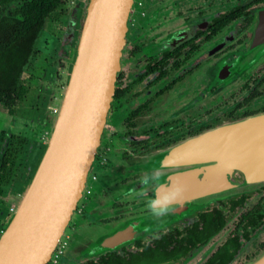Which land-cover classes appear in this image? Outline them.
Masks as SVG:
<instances>
[{
  "label": "flooded vegetation",
  "instance_id": "af4514ba",
  "mask_svg": "<svg viewBox=\"0 0 264 264\" xmlns=\"http://www.w3.org/2000/svg\"><path fill=\"white\" fill-rule=\"evenodd\" d=\"M249 1L251 0L236 2L234 5L216 12L200 26L192 27L194 31L189 39L173 47H163L156 56H149L145 59L144 71L136 77L133 74V67H127L126 70L120 67L116 86L124 89V93L114 101L119 104L120 108H123L129 100L130 94H133L138 100L135 101V108L127 116L131 122L118 133L121 137L120 146L123 153L127 152L128 157L111 156L110 145L104 147L106 157L99 163L103 172L102 177L100 179L97 174L95 180L86 185L84 198L88 201L73 211L69 241L66 242L63 252L56 253L52 264H219V260L214 257V254L229 241L234 245L237 244L238 247L235 256L226 263L232 264L241 255L245 245L250 244L256 238L259 240L261 234L264 233V180L250 183L240 181L236 185L220 191L185 199L174 207L171 215L157 221L148 213L147 204L142 206L139 204V202L147 201L151 197L152 191L147 190V196L141 195L145 189L142 188L140 180L135 177L138 175L137 168L139 169V167L145 169L142 170L143 174L153 169L155 166L153 158L146 159L140 164H130L127 161L128 159L132 161L134 152H141L140 155L144 151L149 152L148 149L153 145L155 136V138L165 136L167 132L165 127L169 123L159 124L163 128L161 131H156L155 127H149V125L140 130L138 124L142 122L138 119L144 112H155L156 104L163 110L168 109L171 102L168 96L175 91L174 86L182 82L187 84V79H189L187 75L193 72L189 69L182 75L172 78H170V73L172 70H180L185 65L191 54L199 48V44L195 41L199 39L203 41V37L196 38L189 45L181 47L179 53L174 50L192 39L195 33L204 29L214 17L231 7ZM137 4H141V2L135 3L136 11L133 15L140 19L145 15V11L140 9ZM263 9L264 1L252 4L244 14L228 22L214 37L218 36L225 28L232 26V32L235 34L243 31L249 32L250 40L245 45L248 52H255L261 47L264 49V41H256V34L261 36L263 33L262 25L259 26L260 18H264ZM193 46L194 48H192ZM234 47V45L226 47L222 56L218 55L217 59L212 62L211 68H215L217 76L215 80L222 81L226 75L229 78L235 74L230 62L225 60L227 57L231 60L236 57ZM170 51L173 52L166 56L163 66H161L159 64L160 57ZM244 51L245 49H239L237 52L241 55L245 53ZM127 54H133V49ZM188 54L189 57L186 58ZM129 57L131 56L129 55ZM262 60L252 61L251 59V64L248 62L247 70L239 77L240 81L243 80L239 90L247 93L231 109L225 111L227 121L222 120L217 124H209V121L196 123L193 128L188 127L187 131L190 130L188 133L167 140V143L178 144L188 137L222 123L264 113V103L257 102L264 98V69L261 70V73L252 75V69L256 68ZM157 62V69L150 70V67ZM160 70L164 71L165 75L158 78ZM151 75L152 77L146 84L150 95L143 98L139 89L133 91L134 84L138 85ZM190 78L194 80L195 75ZM172 89L174 90L172 91ZM193 89H198V87ZM164 99H166V108L160 107ZM169 115V111L166 114L162 113L165 120H168ZM36 118L38 117L36 116ZM190 121L189 125L194 124L197 120L191 119ZM179 128L182 127H177L175 130ZM106 164L108 166H105ZM173 167L175 168L173 172L180 170V168ZM170 174L165 175L163 181ZM95 182L96 185L92 186L91 183ZM240 184L258 185V187L230 192L223 198L217 196V194L233 189ZM185 191L187 192L186 189ZM183 198H185L184 195ZM196 200L198 203H193ZM260 244H263L264 247V239L259 241V246ZM55 250L56 247L54 252ZM171 254L175 255L174 259H164ZM176 256L178 257L175 258Z\"/></svg>",
  "mask_w": 264,
  "mask_h": 264
},
{
  "label": "rangeland",
  "instance_id": "374dc122",
  "mask_svg": "<svg viewBox=\"0 0 264 264\" xmlns=\"http://www.w3.org/2000/svg\"><path fill=\"white\" fill-rule=\"evenodd\" d=\"M88 1L89 0H65L64 4L57 11L58 16L46 20L35 43L36 51L30 57L22 74V80L29 87L30 91L26 100L21 102L18 106L17 114H20L21 116L17 115V117H11L9 116L10 114L0 106V158L8 143L9 135L13 134L28 139V143L24 146L23 150L19 152L18 156V161L27 167L26 175L22 176L20 181L15 180L12 181V183L6 182L0 185V236L14 217L33 176H31V173L33 172L34 174V171L38 167L45 150L43 149L42 151L41 145L43 148L46 147L52 133L65 94V89L71 76L74 60L76 58L78 42ZM137 1L141 2V4H137V6L140 9H143V11H146L148 5H150L151 8L159 7L161 10L160 13L165 12L167 17H169L166 19L165 16V23H174V25H171V28H167L161 33L160 38L154 36L155 34H153V36L147 35L144 38L146 44H150L151 41H153V43L159 41L163 44L161 48H165L168 46L173 47L180 42L189 39L194 31L192 27L200 26L202 23L209 20L216 12L224 10L226 7L234 5L236 2H243L245 0H134L130 10L126 41L120 61L121 68L123 67L125 70L127 67H133L134 77L144 71L145 59L149 57L148 52H142L141 50H139L141 53L135 55L137 56L136 59L129 57L130 54H127L132 49L133 53L136 54L137 49L140 48L137 44H133V41L135 39L138 41L140 40L142 34L140 33L139 37L136 38L137 33L135 32H137L142 25L135 19V17L132 16V19L130 17L131 14L136 11L135 3H137ZM156 3H159V6L156 5ZM18 4V1L10 3L2 13L5 14L8 11H11ZM232 31L233 27L229 26L210 41H202L200 39L195 41V43L199 44V48L191 54V57L186 61L185 65L180 68V70L171 71L170 78L182 75L189 69H191L193 73L187 75V78H189L187 79V84L182 82L181 84H176L174 86L175 91L172 89L173 92L168 96V98L171 99V102L169 103L167 110L159 108L156 104V113L142 112L143 114L138 119L142 122L141 124H138V129L140 130L149 125V127H155L156 131H161L163 128L159 126V124L167 122L169 123L167 127H165L167 132L165 136L159 138H155L156 136L154 137L153 145L148 149L149 152L144 151L142 155H140L141 152H134L135 155L133 156L132 161L128 159V163L140 164L146 159L150 160L151 157L153 158L155 166H157L162 160L168 163L167 156L170 148L176 144L167 143L170 139L188 133L190 131H187L188 127L193 128V126H196V123L199 124L200 122L209 121V124H217L222 122V120L227 121L225 111L231 109V107L240 101L247 93L239 90L241 82L243 81H240L239 77L247 70L248 62H250L251 59L252 61L263 59L256 68L252 69V75L261 73V70L264 69L263 47L258 48V50H256L257 52H248L245 45L250 40L249 32L243 31L235 34ZM133 33L136 36H133ZM140 44L144 46V43L140 42ZM231 45L236 47L233 48L236 57L232 58V60L227 57L225 60L230 62L235 74L232 77L230 76L231 78H228L226 75L222 81H217L215 80V78H217L215 68L213 66V68H211L212 62L217 59L218 55L222 56L226 51V47ZM155 46L159 47L158 44H155ZM239 49H245V53L241 55L238 54L237 51ZM160 50L156 49L154 52H151L150 55L156 56ZM130 60L132 61L130 62ZM128 62H130V64ZM119 72L120 69L117 72V76ZM194 75V80H191L190 77ZM151 77L152 75L146 77L138 85L134 84L135 88H133V91L139 89L143 98L148 97L150 93H148L146 84ZM194 87H198V89H193ZM135 101L138 100L133 94H130L129 100L125 103L126 105L123 108H120L119 104L112 100L106 116L100 145L88 172L84 189L89 182L95 180L92 179V176L98 174L100 179L102 177L103 172L100 169L99 163L104 161L106 157V154L104 153L105 146L110 145L109 152L112 153L110 154L111 156L121 155L124 158L128 157L127 152L124 151L123 153V149L120 146L121 137L118 133L123 131L125 126L131 122L127 116L130 111L135 108ZM257 102L264 103V98H261ZM165 104L166 99L162 101L160 107L166 108ZM167 111H169L170 115L167 118L168 120H165L162 113L165 112L166 114ZM36 116L38 118H36ZM191 119H196L197 121H195L194 124L189 125L188 123L191 122ZM177 127L182 128L175 130ZM108 161L113 162L111 160ZM105 166L108 165L106 164ZM174 169L175 168L171 165L167 167L163 173V177L172 173ZM137 170L138 175L135 177L140 180L144 175L143 171L145 169H140L139 167ZM91 184L92 186H95L96 182ZM257 187L258 185L240 184L233 189L217 194V196L223 198L230 192L232 193L234 191L245 189L251 190ZM87 201L88 200H85L84 198L83 190L76 208L78 206H83ZM193 203L196 204L198 201L196 200ZM139 204L142 206L147 203L145 201L144 203L139 202ZM70 221L71 218L56 245V253L59 252L60 254L63 252L66 242L69 241L70 231L73 224ZM263 239L264 233L261 234L259 240L256 238V240H253L250 244L248 243L245 245L241 255L232 264H250L255 261V259L264 253L263 244H260L259 246V241ZM49 261L47 263L50 264L51 262Z\"/></svg>",
  "mask_w": 264,
  "mask_h": 264
},
{
  "label": "water",
  "instance_id": "95a60500",
  "mask_svg": "<svg viewBox=\"0 0 264 264\" xmlns=\"http://www.w3.org/2000/svg\"><path fill=\"white\" fill-rule=\"evenodd\" d=\"M133 2L88 1L52 133L13 219L0 236V264H46L60 240L100 145ZM260 25L263 33L256 34L257 42L264 41L262 17ZM184 140L168 153L170 165L180 170L166 177L170 185L179 182L185 187L182 201L240 181L264 180V113L222 123ZM250 264H264V253Z\"/></svg>",
  "mask_w": 264,
  "mask_h": 264
},
{
  "label": "trees",
  "instance_id": "16d2710c",
  "mask_svg": "<svg viewBox=\"0 0 264 264\" xmlns=\"http://www.w3.org/2000/svg\"><path fill=\"white\" fill-rule=\"evenodd\" d=\"M14 1H18L19 4L3 14L2 11ZM263 1L251 0L229 8L214 17L204 29L198 30L192 39L184 42L174 51L179 53L181 47L189 45L199 37H203V41L211 40L228 22L244 14L252 4ZM64 2L65 0H0V105L8 114H17L19 104L29 95L30 89L22 81L24 67L36 51L35 43L46 20L57 17V11ZM172 52H166L160 57L161 66L166 56ZM188 57L189 54L186 58ZM157 64L158 62L151 66L150 70H156ZM164 75V71L160 70L158 78ZM123 93L124 89L116 86L113 100ZM27 143L28 139L25 137L13 134L8 136V143L0 158V185L6 182L12 183L15 180L20 181L22 176L26 175L27 167L18 161V156ZM44 148L42 146V151ZM236 174L240 175L238 172ZM237 248V244L234 245L229 241L216 251L214 257L219 260V264H226L235 256ZM174 256L171 254L164 259H174Z\"/></svg>",
  "mask_w": 264,
  "mask_h": 264
},
{
  "label": "clouds",
  "instance_id": "9594fccd",
  "mask_svg": "<svg viewBox=\"0 0 264 264\" xmlns=\"http://www.w3.org/2000/svg\"><path fill=\"white\" fill-rule=\"evenodd\" d=\"M169 166V163L162 160L140 178L141 186L145 189L141 195L147 196V190L152 191L151 197L146 201L147 211L157 221L171 215L174 207L178 203H182L185 192V187L179 182L170 186L163 183V173Z\"/></svg>",
  "mask_w": 264,
  "mask_h": 264
},
{
  "label": "crops",
  "instance_id": "0c3cea01",
  "mask_svg": "<svg viewBox=\"0 0 264 264\" xmlns=\"http://www.w3.org/2000/svg\"><path fill=\"white\" fill-rule=\"evenodd\" d=\"M156 5H158L159 6V3H156ZM150 9H149V8ZM147 9H146V11H145V16H143V17H141L140 19L139 18H137V17H135L133 14H131V19H132V16L133 17H135V19L142 25V27L141 28H139L138 30H137V32H135V33H137V37L136 38H138L139 37V34L141 33L142 34V36H140V40L138 41L137 39H135L133 42V44H137V46L139 47L140 46V48L139 49H137V52H136V54L135 53H133V55L132 54H130V56H131V58H137V56H135V55H137V54H139V53H141L139 50H141L142 52L144 51V52H148V55L149 56H152V55H150L151 54V52H154L156 49L157 50H160V49H162L161 47H162V43L161 42H157V43H153V41H151L150 42V44H146L145 42H144V38L147 36V35H149V36H153V34H155L154 36H156V37H158V38H160L161 36V33H163V31L165 30V29H167V28H171V25H174V23L173 24H170V23H165V21H166V19L167 18H169V17H167V15H166V13L165 12H163V13H160V8L158 7H154V8H151L150 7V5H148L147 7H146ZM155 8H157V9H155ZM165 16H166V19H164L165 18ZM133 28V27H132ZM138 28V27H137ZM133 36H136L134 33H133ZM140 42H142V43H144V46L143 45H141L140 44ZM155 44H158L159 45V47H156L155 46ZM139 51V52H138ZM133 56V57H132ZM132 59V60H133ZM132 60H130V62L132 61ZM130 62H128L129 64H130ZM132 67V66H131ZM19 113V112H18ZM17 115H19V116H21L20 114H16V115H9V116H11V117H17Z\"/></svg>",
  "mask_w": 264,
  "mask_h": 264
},
{
  "label": "bare ground",
  "instance_id": "6f19581e",
  "mask_svg": "<svg viewBox=\"0 0 264 264\" xmlns=\"http://www.w3.org/2000/svg\"><path fill=\"white\" fill-rule=\"evenodd\" d=\"M185 141V140H184ZM184 141H182V142H180V143H183ZM180 143H178V144H180ZM178 144H176V145H178ZM174 147V146H173ZM157 164V163H156ZM172 181L169 179V178H166L165 179V181L163 182V183H165V185L166 186H170V183H171ZM187 194V192L185 191L184 192V196Z\"/></svg>",
  "mask_w": 264,
  "mask_h": 264
},
{
  "label": "built area",
  "instance_id": "2783aa9c",
  "mask_svg": "<svg viewBox=\"0 0 264 264\" xmlns=\"http://www.w3.org/2000/svg\"><path fill=\"white\" fill-rule=\"evenodd\" d=\"M92 179H95V176H92ZM56 252H52V254H51V258L49 259L50 261L49 262H51L50 264H52L53 263V261L55 260V258H56Z\"/></svg>",
  "mask_w": 264,
  "mask_h": 264
}]
</instances>
